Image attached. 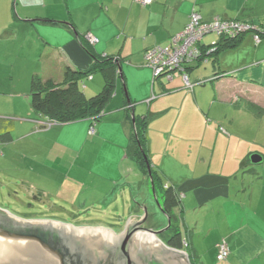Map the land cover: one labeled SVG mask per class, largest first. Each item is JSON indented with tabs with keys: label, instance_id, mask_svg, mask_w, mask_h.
I'll return each instance as SVG.
<instances>
[{
	"label": "crops",
	"instance_id": "0c3cea01",
	"mask_svg": "<svg viewBox=\"0 0 264 264\" xmlns=\"http://www.w3.org/2000/svg\"><path fill=\"white\" fill-rule=\"evenodd\" d=\"M192 12L203 21L220 18L264 26V0H153L146 7L135 0H0V64L6 65L12 75L8 98L11 109L4 106V98L0 99V107H4L0 108V154L7 150L13 161L27 158L31 172L37 171L35 163L43 170L50 166L59 174L65 166L64 173L69 171L66 177L72 175L91 193L108 186L96 203L113 194L112 188L119 183L131 188L136 183L133 180L141 176L154 194L152 178L145 179L126 156L134 116H146L150 168L163 188L176 189L181 198L180 215L174 212L185 244L181 251L191 264H264V225L255 224L264 216V199L250 201L247 208L243 201L232 199L236 183L229 179L231 173L237 175L244 167L255 174V165L262 164L264 156L237 144L226 147V163L221 156L223 147L217 145L222 141V130H206V118L217 119L212 114L220 110L216 104L222 107L225 101L234 105L243 97L254 102L253 106L264 104V38L255 44L252 34H243L235 48L222 49L216 55L211 54V45L201 43L206 56L185 67L191 88L180 74L172 80L154 81L144 65L145 51L166 46L184 29ZM84 42L98 58L120 59L121 77L118 75L116 86L122 91L115 88L97 121L84 119L43 127L40 123L47 119L30 107L31 79L38 75L61 82L66 68L87 71L93 60ZM16 72L22 88L15 80ZM104 82L100 72L85 78L81 85L84 96L98 94ZM5 116L11 118L6 120L10 125L1 122ZM208 137L214 142L210 150L206 146ZM173 140L178 145L172 146ZM216 153L220 157L213 162ZM232 153L242 156L228 164ZM113 200L115 195H110L109 203ZM141 206L137 208L139 214L130 215L142 218ZM194 211L195 216L188 221ZM215 216L221 217V227L225 228L208 244L213 238L211 229L206 232L201 227L204 219ZM201 236L205 239L202 243ZM221 240L226 242L229 255L217 262Z\"/></svg>",
	"mask_w": 264,
	"mask_h": 264
},
{
	"label": "rangeland",
	"instance_id": "374dc122",
	"mask_svg": "<svg viewBox=\"0 0 264 264\" xmlns=\"http://www.w3.org/2000/svg\"><path fill=\"white\" fill-rule=\"evenodd\" d=\"M219 39L220 37L218 35L209 34L202 39L201 43L213 45ZM7 71V66L0 64V99L4 98L2 101L4 106H7V109H11V105H8V98L12 92V75ZM175 76H178V74L175 73ZM15 77V80H19L18 86L22 88V80L17 76V72ZM118 88L120 86L117 84L116 91L121 92V88L120 90ZM25 91L28 90L25 88ZM259 95V93L256 94L257 97ZM245 96H247V93H245ZM248 99L247 97H243L234 105H227L224 101L222 107L216 104V108H220V110L212 112V114L217 119H212L211 117L206 118V130L208 132L213 128L222 130L223 137L220 138L222 141L217 145L223 147L221 156L224 157V162L226 163V147H232L237 144L244 146L246 150L257 151L264 156V104L253 106L252 103L254 102L248 101ZM0 108L3 109L4 107ZM2 119H4L1 121L4 125H10V122L6 121L7 119H11L9 116H5ZM208 124L214 127H210ZM172 143V146L178 145V141L176 140H173ZM213 144L214 142L208 137L206 141L207 150H210ZM229 155L231 158L228 164L233 163L234 158L237 159V157L242 156V153H238L237 156L233 153ZM217 157H220L219 153L215 154L213 162L218 160ZM30 164L27 158H19L13 161L9 157L7 150L1 152L0 209L25 220H56L62 223H68L64 226L73 228V230H85L89 228L102 229L113 237L122 233L131 216V219L135 221L140 219L139 215L136 217L130 215L139 212L137 210L139 205H142L141 207L145 206L148 215L147 222L144 226L147 227L148 225L161 229L167 224L166 218L160 212L157 205V201L159 205L161 201L154 198H159L160 196L157 192L155 193L157 194L156 196L153 194L149 183L143 181L142 176L137 181L133 180L136 183L131 188L130 186L124 187L122 183H119L118 186L112 188L114 189L113 194L109 193L106 198L101 200V203H96V200L101 199L104 193L107 192L108 186L102 185L98 187L96 192L92 191L91 193L89 188L84 187L83 189L76 180L72 179V175L69 178L66 177L69 171L64 173L66 171L65 166L62 168V174H59L50 166H48L47 170H43L36 163L34 166L38 167L36 169L37 171L31 172ZM248 168L252 167L250 166ZM255 168L257 169L255 174L248 173L246 167L239 170L237 175L232 174L230 171L231 177L229 179L232 183H236L233 186L235 188H232L233 192L231 197L232 199L243 201L247 208H249L250 201L253 202L257 199L262 201L264 199V162L255 165ZM227 171L229 170H224L225 173H229ZM144 177L147 179L148 175H144ZM88 189L89 191H87ZM157 191L159 192L160 190L157 189ZM110 195H115V200L111 203H109ZM94 201L96 205L92 207ZM83 206L86 208H82ZM180 211L179 209L176 210L177 216L180 215ZM191 213L188 215V221H191V218L195 216L196 212ZM220 219L221 217L218 216L204 219V221L206 220L203 222L205 226L203 225L201 230L204 229L208 232L211 229V235L213 236L208 244H211L214 239V234H219L225 228L221 227ZM255 224L264 225L263 214L255 221ZM203 239V237L200 238L201 243L205 241ZM194 240L196 243L198 239L195 238Z\"/></svg>",
	"mask_w": 264,
	"mask_h": 264
},
{
	"label": "water",
	"instance_id": "95a60500",
	"mask_svg": "<svg viewBox=\"0 0 264 264\" xmlns=\"http://www.w3.org/2000/svg\"><path fill=\"white\" fill-rule=\"evenodd\" d=\"M157 205L166 218L164 228L144 226L143 207V217L130 218L114 237L102 229L73 230L56 220H25L0 209V264H190L185 252L160 240L171 218Z\"/></svg>",
	"mask_w": 264,
	"mask_h": 264
},
{
	"label": "trees",
	"instance_id": "16d2710c",
	"mask_svg": "<svg viewBox=\"0 0 264 264\" xmlns=\"http://www.w3.org/2000/svg\"><path fill=\"white\" fill-rule=\"evenodd\" d=\"M263 30L264 26H256L255 28V31L258 32ZM252 33L254 32H250V34ZM238 38L222 37L220 42L213 46L215 49L211 54L216 55L222 49L235 48L239 42ZM263 38L264 36L261 39ZM84 48L93 60L92 66L87 71L81 72L66 68L61 82H54L38 75L32 77L30 82V107L36 115L57 124H68L84 119L97 121L101 117L116 88L120 59L98 58L86 42H84ZM201 53L202 56L197 61H201V58L206 56V49L201 47ZM96 72H100L104 76V87L95 96L86 98L81 88L82 81ZM147 122L146 116H134V128L126 148V156L135 162L142 174L147 175V169H150L154 194L157 192L160 196L156 198L161 201L160 206L164 213L171 218L170 228L160 237L165 240L169 247L181 250L185 244L179 234L176 224L177 218L172 214V211L179 207L181 198L176 189L172 187L163 188L157 173L150 168L145 140ZM157 189L160 191L158 192Z\"/></svg>",
	"mask_w": 264,
	"mask_h": 264
},
{
	"label": "built area",
	"instance_id": "2783aa9c",
	"mask_svg": "<svg viewBox=\"0 0 264 264\" xmlns=\"http://www.w3.org/2000/svg\"><path fill=\"white\" fill-rule=\"evenodd\" d=\"M139 5L149 6L153 0H135ZM255 26L248 22L239 20H223L215 18L212 21H203L197 12H192L189 16V22L184 29L172 36L166 46H153L145 51L143 55L144 65L152 72L153 80L166 78L172 80L175 73L180 74L183 82L189 88L192 86L188 82L185 74V67L197 61L201 56L200 44L202 39L209 35L215 34L220 38H237L243 34L252 33L255 44L260 43L264 30L255 31ZM215 44L211 45V51H214ZM209 51V50H208ZM210 51V52H211ZM56 124L51 120L40 123L43 127H50ZM93 127L90 128L89 134H93ZM217 262H223L229 255V249L224 240L217 244Z\"/></svg>",
	"mask_w": 264,
	"mask_h": 264
},
{
	"label": "flooded vegetation",
	"instance_id": "af4514ba",
	"mask_svg": "<svg viewBox=\"0 0 264 264\" xmlns=\"http://www.w3.org/2000/svg\"><path fill=\"white\" fill-rule=\"evenodd\" d=\"M158 202V201H157ZM161 236V235H160Z\"/></svg>",
	"mask_w": 264,
	"mask_h": 264
}]
</instances>
